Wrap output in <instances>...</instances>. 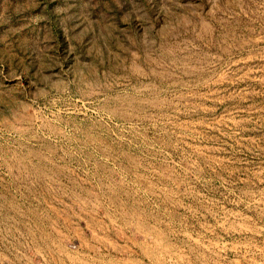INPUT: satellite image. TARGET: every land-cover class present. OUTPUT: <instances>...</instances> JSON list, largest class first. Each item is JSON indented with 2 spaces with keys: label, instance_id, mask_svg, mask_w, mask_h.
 <instances>
[{
  "label": "rangeland",
  "instance_id": "1",
  "mask_svg": "<svg viewBox=\"0 0 264 264\" xmlns=\"http://www.w3.org/2000/svg\"><path fill=\"white\" fill-rule=\"evenodd\" d=\"M0 264H264V0H0Z\"/></svg>",
  "mask_w": 264,
  "mask_h": 264
}]
</instances>
